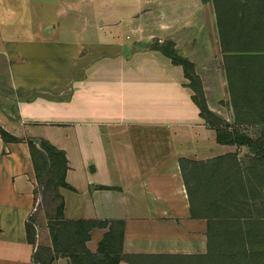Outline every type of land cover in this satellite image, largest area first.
<instances>
[{"label":"crops","instance_id":"obj_1","mask_svg":"<svg viewBox=\"0 0 264 264\" xmlns=\"http://www.w3.org/2000/svg\"><path fill=\"white\" fill-rule=\"evenodd\" d=\"M49 2L60 4L59 13L74 14L76 23L63 31L64 24L44 20L32 29L30 11ZM220 5L0 0V125L23 139L5 142L0 135V264L46 258L42 238L37 234L31 243L26 228L38 202L25 140L32 137L66 153L70 188H60L66 218L114 222L123 230V255L207 253L208 223L192 215L183 166L232 153L243 161L247 146L217 141L173 57L194 64L210 110L255 139L253 126L235 123L221 32L233 54L262 55L258 41L234 36L230 4L228 24ZM95 232L105 236L109 227L92 230V240ZM192 240L197 245L186 249ZM49 246V264H72Z\"/></svg>","mask_w":264,"mask_h":264},{"label":"trees","instance_id":"obj_2","mask_svg":"<svg viewBox=\"0 0 264 264\" xmlns=\"http://www.w3.org/2000/svg\"><path fill=\"white\" fill-rule=\"evenodd\" d=\"M229 4L234 36L258 41L262 52V55L255 57L237 56L233 54L227 33L221 32L227 52L225 63L234 99L235 123L239 127H261L259 137H249L241 128L231 127L213 113L207 104L194 64L177 55L173 57V61L183 67L185 76L190 80L189 86L194 91L193 100L200 108L201 116L216 130L217 141L220 144L247 146L254 159V165L248 168L243 167L236 153L207 163L188 161L191 164L189 170L183 166L192 215L205 218L208 223L207 253L123 255V230H119L114 222L66 218L60 193L61 187L70 188L66 182L68 160L65 151L46 139L26 138L38 187L54 188L62 199L57 211L59 221L51 226L56 254L70 256L72 264H120L122 260L141 264L135 259H141L144 264L174 261L181 264H264V0H229ZM0 135L5 142L23 140L1 125ZM188 174L195 176V179L191 180ZM201 177L207 183L199 180ZM106 227H109V232L93 254L87 247L91 231ZM26 228L29 241L35 244L36 226L30 220ZM46 250L49 254L42 264H49L54 258L52 248Z\"/></svg>","mask_w":264,"mask_h":264},{"label":"rangeland","instance_id":"obj_3","mask_svg":"<svg viewBox=\"0 0 264 264\" xmlns=\"http://www.w3.org/2000/svg\"><path fill=\"white\" fill-rule=\"evenodd\" d=\"M119 4H121V2H119ZM220 6H221L222 19H223L224 23L228 24V22H227L228 13H229L228 11L230 10L228 0H221ZM35 7H36V11L35 12L30 11V13H29V15H30L29 24L32 26L31 27L32 29L38 30V27L44 23V20L54 21L56 23L64 24L65 28H66V26H68V24H70V22H71V24L76 23V17L74 14H68L67 15L65 13H59L61 6L58 3L49 2V3L43 4V6H41V4L36 3ZM44 8L47 11L44 10ZM79 25L80 26L82 25L81 20H79ZM65 30H67V28L63 29V31H65ZM251 126H253V125H250V127ZM250 127H247V129H249ZM260 128L261 127H259V126H255V125L253 126L252 132H254L253 134L255 135V138H257L261 135V129ZM249 152H251L250 148H247V147L242 152L243 153V155H242L243 161H241V162H242L243 167H245V168L252 167L254 165L253 156ZM189 178L191 180H193V179H195V176L193 177V175L189 174ZM204 179H205L204 177L199 178V180H204ZM37 193H38V202H37V208H36L37 210L34 212V214L32 215L30 220H31L32 224H34L36 226L37 234L42 238L41 240H43L42 241L43 244H41L39 247L41 248V250H43V248H44L43 254L47 255V254H49V252H47L46 249L50 248L49 245L53 246L51 226H52V224L59 221L57 211H58L59 204L62 202V199L58 195V193L56 192V190L54 188L45 189L44 187L39 186ZM99 233H103V232H95L94 233V240H92V238H91L87 242V247L93 254H95L97 252L96 247H98L99 244L101 243V241L103 240L104 235L102 236V234H99ZM170 240L166 239L165 242H168ZM165 244H167V243H165ZM189 245H190L189 247H185V248L186 249H189V248L193 249V248H195V246L197 244L194 245V242L192 240ZM192 245H194V247ZM165 248H167L168 250L173 249L171 245H167V246H165ZM197 248H199V247H197ZM45 250H46V252H45ZM197 250H199V249H197ZM80 255H81V253H80ZM82 255H84L83 252H82ZM98 257H99V259H101V256H98ZM135 261H139V263L144 264V263H142L141 259H135ZM89 262L92 263V261H89ZM120 264H124V263L120 262ZM162 264H181V263L174 261V262H165Z\"/></svg>","mask_w":264,"mask_h":264},{"label":"built area","instance_id":"obj_4","mask_svg":"<svg viewBox=\"0 0 264 264\" xmlns=\"http://www.w3.org/2000/svg\"><path fill=\"white\" fill-rule=\"evenodd\" d=\"M34 211H36V208L34 209Z\"/></svg>","mask_w":264,"mask_h":264}]
</instances>
